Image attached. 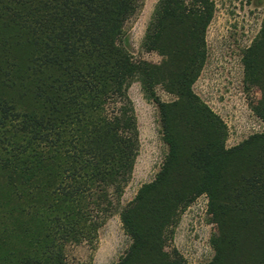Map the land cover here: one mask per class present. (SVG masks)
Wrapping results in <instances>:
<instances>
[{"label":"trees","instance_id":"trees-1","mask_svg":"<svg viewBox=\"0 0 264 264\" xmlns=\"http://www.w3.org/2000/svg\"><path fill=\"white\" fill-rule=\"evenodd\" d=\"M140 3L0 0V264H69L70 245L97 242L140 153L134 82L158 104L169 152L121 210L130 245L117 264H187L168 233L203 195L217 227L208 264H264V132L228 149L193 92L216 4L160 0L143 45L162 57L153 65L123 45ZM244 65L264 122V22Z\"/></svg>","mask_w":264,"mask_h":264},{"label":"rangeland","instance_id":"rangeland-1","mask_svg":"<svg viewBox=\"0 0 264 264\" xmlns=\"http://www.w3.org/2000/svg\"><path fill=\"white\" fill-rule=\"evenodd\" d=\"M215 18L206 35L207 60L193 92L217 116L228 130L226 146L234 148L251 136L264 132V122L252 107L260 99L257 87L246 81L245 52L259 36L264 22V0H213ZM160 0H141L137 14L126 27L123 45L136 61L160 65L162 57L143 48L147 30ZM160 101L176 98L165 89H156ZM140 131V153L133 177L99 231L94 245H70L66 255L69 264H117L128 250L120 213L133 202L143 186L152 183L161 171L169 152L163 140L158 104L149 99L139 82L129 90ZM209 199L199 197L179 212L176 224L168 233L167 250H177L187 264H208L215 257L212 245L217 227L208 212Z\"/></svg>","mask_w":264,"mask_h":264}]
</instances>
